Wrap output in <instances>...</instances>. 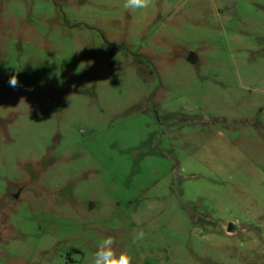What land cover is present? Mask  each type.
<instances>
[{
	"label": "rangeland",
	"instance_id": "rangeland-1",
	"mask_svg": "<svg viewBox=\"0 0 264 264\" xmlns=\"http://www.w3.org/2000/svg\"><path fill=\"white\" fill-rule=\"evenodd\" d=\"M123 3L0 0V264H93L108 236L132 264H243L181 146L212 143L197 181L241 215L232 191L264 177V0Z\"/></svg>",
	"mask_w": 264,
	"mask_h": 264
},
{
	"label": "crops",
	"instance_id": "crops-1",
	"mask_svg": "<svg viewBox=\"0 0 264 264\" xmlns=\"http://www.w3.org/2000/svg\"><path fill=\"white\" fill-rule=\"evenodd\" d=\"M191 119H197V117L184 114L181 127L192 124L195 128L197 127V133L204 135L206 138L211 137L212 134H216L218 137V132L213 130L212 125L196 124ZM152 140L153 137L150 141H147V144L151 143ZM209 143L207 147L205 144L202 146L203 150L207 149V152L210 150L212 143L210 141ZM181 148L185 154L183 155L185 159L184 175H186L184 179L186 181L190 180L191 185L189 188L194 192V195L190 197L191 204L200 209L205 208V215L200 214V217L204 218L202 223L211 228L218 226L216 229H219L220 232H217L216 235L235 239L236 241L232 243L234 246L232 254L238 255L243 264H264V177L254 175V180H247L246 183L237 188V191H232L237 196V200L233 199L228 203L232 204L236 201V206L241 207V215H234L235 212L232 209L229 217H227L218 208L213 209L214 204L212 203L219 201L220 198H212L211 192L218 186H214L209 182L208 185L205 183L200 184L197 181L202 177H218V170L215 167L217 163L212 161V155H206L207 152L204 155L202 153L187 154L190 152H187L184 146H181ZM220 167L226 173L227 168L222 164H220ZM205 190L207 191L206 194L203 193ZM217 203L220 204V201ZM203 218H200V220Z\"/></svg>",
	"mask_w": 264,
	"mask_h": 264
},
{
	"label": "clouds",
	"instance_id": "clouds-1",
	"mask_svg": "<svg viewBox=\"0 0 264 264\" xmlns=\"http://www.w3.org/2000/svg\"><path fill=\"white\" fill-rule=\"evenodd\" d=\"M153 0H124L123 7L128 10H147L152 6ZM11 87L18 85V78L12 75L9 80ZM135 220V217H133ZM139 223V221H137ZM145 239V233L141 229L134 231L132 242L137 244ZM116 240L112 236L102 239L98 246L97 251L94 253L93 264H132V256L126 251L117 252L115 247Z\"/></svg>",
	"mask_w": 264,
	"mask_h": 264
},
{
	"label": "water",
	"instance_id": "water-1",
	"mask_svg": "<svg viewBox=\"0 0 264 264\" xmlns=\"http://www.w3.org/2000/svg\"><path fill=\"white\" fill-rule=\"evenodd\" d=\"M189 60H190V61H194V55H193V54H191V55L189 56Z\"/></svg>",
	"mask_w": 264,
	"mask_h": 264
}]
</instances>
